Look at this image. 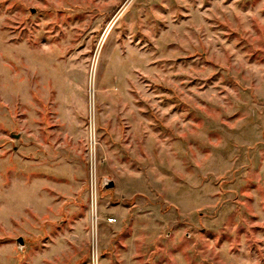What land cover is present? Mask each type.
Returning a JSON list of instances; mask_svg holds the SVG:
<instances>
[{
	"label": "rangeland",
	"instance_id": "374dc122",
	"mask_svg": "<svg viewBox=\"0 0 264 264\" xmlns=\"http://www.w3.org/2000/svg\"><path fill=\"white\" fill-rule=\"evenodd\" d=\"M0 264H264V0H0Z\"/></svg>",
	"mask_w": 264,
	"mask_h": 264
},
{
	"label": "built area",
	"instance_id": "2783aa9c",
	"mask_svg": "<svg viewBox=\"0 0 264 264\" xmlns=\"http://www.w3.org/2000/svg\"><path fill=\"white\" fill-rule=\"evenodd\" d=\"M93 173V171H91ZM92 177V176H91ZM95 177V175H94ZM90 190H91V195H92V201L96 200V194H97V181H96V177L95 178H91L90 181ZM111 219H109L110 222ZM92 222H94V225H97V216H92Z\"/></svg>",
	"mask_w": 264,
	"mask_h": 264
},
{
	"label": "water",
	"instance_id": "95a60500",
	"mask_svg": "<svg viewBox=\"0 0 264 264\" xmlns=\"http://www.w3.org/2000/svg\"><path fill=\"white\" fill-rule=\"evenodd\" d=\"M15 137L17 138L18 135H15ZM113 181L111 180H108V179H105L104 182H103V188H112L113 187ZM17 246L18 248L21 250V247L23 246V240L22 238H18L17 239Z\"/></svg>",
	"mask_w": 264,
	"mask_h": 264
},
{
	"label": "bare ground",
	"instance_id": "6f19581e",
	"mask_svg": "<svg viewBox=\"0 0 264 264\" xmlns=\"http://www.w3.org/2000/svg\"><path fill=\"white\" fill-rule=\"evenodd\" d=\"M93 224H94V222H93Z\"/></svg>",
	"mask_w": 264,
	"mask_h": 264
}]
</instances>
